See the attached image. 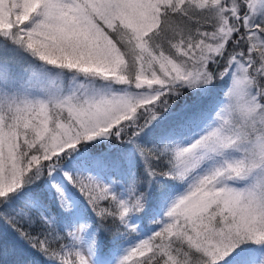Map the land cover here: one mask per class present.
Instances as JSON below:
<instances>
[{
  "label": "snow or ice",
  "instance_id": "snow-or-ice-1",
  "mask_svg": "<svg viewBox=\"0 0 264 264\" xmlns=\"http://www.w3.org/2000/svg\"><path fill=\"white\" fill-rule=\"evenodd\" d=\"M25 245L264 264V0H0V264Z\"/></svg>",
  "mask_w": 264,
  "mask_h": 264
},
{
  "label": "trees",
  "instance_id": "trees-1",
  "mask_svg": "<svg viewBox=\"0 0 264 264\" xmlns=\"http://www.w3.org/2000/svg\"><path fill=\"white\" fill-rule=\"evenodd\" d=\"M153 227L156 226L149 225L147 230L151 231ZM19 251H20L21 259L22 261H24V264H27L28 261H33V264H43V259L38 255L34 254L33 251L31 249H28L26 245L20 248Z\"/></svg>",
  "mask_w": 264,
  "mask_h": 264
},
{
  "label": "rangeland",
  "instance_id": "rangeland-1",
  "mask_svg": "<svg viewBox=\"0 0 264 264\" xmlns=\"http://www.w3.org/2000/svg\"><path fill=\"white\" fill-rule=\"evenodd\" d=\"M153 228H155V227H153Z\"/></svg>",
  "mask_w": 264,
  "mask_h": 264
}]
</instances>
